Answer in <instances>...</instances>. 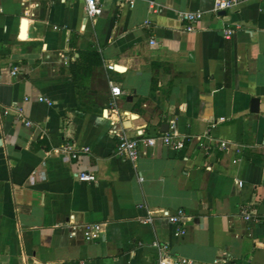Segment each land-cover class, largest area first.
I'll use <instances>...</instances> for the list:
<instances>
[{
  "label": "crops",
  "instance_id": "crops-1",
  "mask_svg": "<svg viewBox=\"0 0 264 264\" xmlns=\"http://www.w3.org/2000/svg\"><path fill=\"white\" fill-rule=\"evenodd\" d=\"M28 1L30 15L0 0V264H153L154 239L196 262L264 264V0L224 13L213 0H104L93 19L82 0ZM179 10L202 12L193 31ZM109 82L123 91L114 105ZM13 102L31 126L3 114ZM220 117L210 132L227 150L115 155L112 123L199 135ZM65 142L90 150L66 160L53 152ZM243 205L261 221L240 217ZM177 208L182 236L165 218ZM70 216L101 223V237L70 236Z\"/></svg>",
  "mask_w": 264,
  "mask_h": 264
},
{
  "label": "built area",
  "instance_id": "built-area-1",
  "mask_svg": "<svg viewBox=\"0 0 264 264\" xmlns=\"http://www.w3.org/2000/svg\"><path fill=\"white\" fill-rule=\"evenodd\" d=\"M84 3V10L86 16L89 19L96 17L102 9L104 0H82ZM24 12L28 15L33 14L31 9L37 6L36 2H29L28 0H19ZM239 0H213L212 10L214 13H218L221 10H226L237 5ZM178 18L183 23L184 31H193L196 28V23L202 18V12L199 10H179ZM147 23V21H145ZM223 37L230 38L233 33V28L224 27L222 29ZM153 42V40H151ZM108 69H116L115 64H108ZM18 71L17 66H13L11 69V74L15 75ZM110 93L112 96L111 104L114 105L115 99L122 95V89L111 82ZM24 100H28L25 96ZM38 101H44L51 104L52 101L44 96H38ZM13 112L16 119L21 121L25 126H31L32 121L26 119L24 116V111L22 104L18 102H13L11 105L3 109V114H8ZM224 120V117L213 120L208 124L206 130L199 135L185 134L178 131L176 124L174 122L168 123V128L166 130H157L154 133H145L139 130L136 135L128 136L124 131L115 127L112 123L110 128V133L115 138V155L125 159L131 163H134L136 159L142 155L147 154L150 147L160 143L164 146L170 147L175 150H181L185 148L188 144L195 143L197 147L204 153L209 154L214 149L223 151L229 148L227 141L216 139L211 135L210 130L215 127L218 122ZM90 150L89 146H83L81 148H74L72 144L68 142L62 143L58 147L53 149L54 153H61L63 158L66 160L77 158L80 152H88ZM35 174V171L32 172ZM79 181L84 182H96V175L92 171L81 170L75 174ZM239 215L246 221L260 222L261 219L256 214L248 209L245 205L241 206L239 209ZM185 212L182 208H177L174 211L168 213L165 218L168 222L175 226L174 234L176 236H182L184 233L183 218ZM70 220L68 222L69 235L74 236L76 232H81L82 237L85 242H91L93 240L99 239L102 235L101 223L88 222L83 224H77L75 221ZM153 217L150 215L142 218V223H151ZM150 247L155 250L156 258L153 264H207L203 262H196L194 259L180 255L171 249L169 243L164 241H159L154 239L150 242Z\"/></svg>",
  "mask_w": 264,
  "mask_h": 264
},
{
  "label": "water",
  "instance_id": "water-1",
  "mask_svg": "<svg viewBox=\"0 0 264 264\" xmlns=\"http://www.w3.org/2000/svg\"><path fill=\"white\" fill-rule=\"evenodd\" d=\"M221 13H224V11H221ZM257 105H258V99H253L252 100V111L257 110ZM165 128H167L166 124H165Z\"/></svg>",
  "mask_w": 264,
  "mask_h": 264
},
{
  "label": "trees",
  "instance_id": "trees-1",
  "mask_svg": "<svg viewBox=\"0 0 264 264\" xmlns=\"http://www.w3.org/2000/svg\"><path fill=\"white\" fill-rule=\"evenodd\" d=\"M225 55H226V75H227V72H228V65H227V52L225 53Z\"/></svg>",
  "mask_w": 264,
  "mask_h": 264
}]
</instances>
